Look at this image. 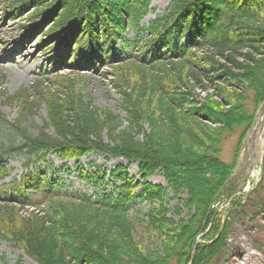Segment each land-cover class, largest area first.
<instances>
[{
  "label": "trees",
  "instance_id": "16d2710c",
  "mask_svg": "<svg viewBox=\"0 0 264 264\" xmlns=\"http://www.w3.org/2000/svg\"><path fill=\"white\" fill-rule=\"evenodd\" d=\"M150 4L0 0V16L19 26L20 39L42 33L40 48L62 47L53 63H65L70 73L112 77L124 114L84 100L76 82L58 72L50 87L33 82L36 99L1 92L3 104L17 110L11 121L0 113V181L9 176L5 160L15 155L24 157L26 173L0 184V239L36 264H190L194 241L192 264H215L229 227L217 201L227 197L229 212L240 213L245 197L261 194L257 184L231 199L238 188L231 176L264 103V0H170L143 27ZM129 33L146 39L132 41L135 50L124 59L122 37ZM41 104L46 120L30 133L23 123ZM231 138V156L223 161ZM90 153L136 163L143 180L160 172L167 188L125 175L116 194L73 190L64 197L60 180L29 171L49 156L72 161ZM91 178L102 185L97 175ZM181 192L188 215L175 223L163 201ZM133 199L156 203L144 214L142 242L133 238Z\"/></svg>",
  "mask_w": 264,
  "mask_h": 264
},
{
  "label": "rangeland",
  "instance_id": "374dc122",
  "mask_svg": "<svg viewBox=\"0 0 264 264\" xmlns=\"http://www.w3.org/2000/svg\"><path fill=\"white\" fill-rule=\"evenodd\" d=\"M150 11L141 22V26L148 27L149 23L154 20L167 6L169 0H150ZM22 31L19 26L13 24L8 18H0V45L4 48L0 53V93L14 94L18 91H24L30 99H36L33 82L40 81L43 85L52 86L50 83V75L48 73L60 71L58 74L67 75L69 79L76 82L78 93L84 100L93 103L99 109H109L120 117L124 114L118 109V96L113 89L112 77H104L100 72H81L70 73L68 68L64 66L51 65L50 58L59 54L61 47L54 46V49L49 51L46 49L53 43H47L42 46L40 38L35 37L33 41L28 42L23 47H17L19 36ZM123 40L126 42L124 55L130 54V50H135L133 43L138 40L139 44H143L146 39V34L136 35L129 33L124 35ZM130 42V43H129ZM15 47H17L15 49ZM120 43L117 42L116 48H120ZM49 52V53H47ZM47 53V54H45ZM0 113L7 120L11 121L16 117V109L8 108L2 104L0 97ZM259 118L264 116V104L261 106ZM42 120H46V111L44 104H41L39 109L28 118L24 126L30 133H34L36 128L41 125ZM264 134V129H263ZM235 138L228 140L223 147L221 159L228 161L231 156ZM243 150L241 152V155ZM257 167H253L250 172V188L258 184L260 185V196L255 197L250 195L243 200V210L240 213L235 211L229 212L227 197L219 204V212H223V219L229 223L226 247L217 259L215 264H240L246 254H252V261L256 262V258L260 260L259 264H264V147ZM240 155V156H241ZM258 160V154L253 149L251 152L244 155L241 159L239 167L236 168L235 176L241 183L247 167ZM78 162V163H76ZM24 157L15 155L6 159V167L9 177L3 182H9L12 179H19L25 173ZM29 171H37L46 174L51 180L65 185L61 192H67L69 197L73 190H78L88 196L96 194L114 193L122 186V177L127 176L129 179H134L135 182L142 185L148 183L154 186L167 188V183L160 172L143 180L138 170L136 163H129L122 158H112L105 154L90 153L77 161H63L55 156H49L44 164H34L29 168ZM91 175H97L102 181V185H95ZM1 184V183H0ZM35 188V187H33ZM142 188L139 187L136 192ZM31 193L35 189H31ZM184 192L179 193L177 197H173L170 193L167 199H164L163 204L167 209V216L172 218L176 223L179 219L187 217V210L183 207V201L186 199ZM130 215L134 219L137 227L133 232V238L136 241L142 242L146 236L144 232V214L156 203L152 205L147 201L138 202L133 199L131 202ZM226 210V214L224 211ZM177 211H180L177 215ZM142 221V222H140ZM0 264H36L31 260L23 250L14 246L5 239H0ZM258 264V263H257Z\"/></svg>",
  "mask_w": 264,
  "mask_h": 264
},
{
  "label": "bare ground",
  "instance_id": "6f19581e",
  "mask_svg": "<svg viewBox=\"0 0 264 264\" xmlns=\"http://www.w3.org/2000/svg\"><path fill=\"white\" fill-rule=\"evenodd\" d=\"M4 48L0 45V53L2 52ZM262 117L258 118V122L255 126V128L253 129L250 137H249V141L247 142L246 145V150L247 152H251L253 149L256 151V153L258 154V160L260 159L261 156V152L263 151V147H264V134L262 131H259V122L260 119ZM257 161V160H256ZM247 191H251L253 189V187L250 188V186H246L245 187ZM247 256L245 258L242 259V262L240 264H259L260 260L258 258H256V262L254 263L251 259H252V254H246Z\"/></svg>",
  "mask_w": 264,
  "mask_h": 264
},
{
  "label": "water",
  "instance_id": "95a60500",
  "mask_svg": "<svg viewBox=\"0 0 264 264\" xmlns=\"http://www.w3.org/2000/svg\"><path fill=\"white\" fill-rule=\"evenodd\" d=\"M263 124H264V120H262V122H261V124H260V126H259L260 129H261V127H262ZM244 153H245V152H244ZM250 168H251V166H250ZM246 177H247V174L245 175L244 180L246 179ZM244 180H243V181H244ZM194 258H195V246L192 247L191 263L193 262Z\"/></svg>",
  "mask_w": 264,
  "mask_h": 264
}]
</instances>
